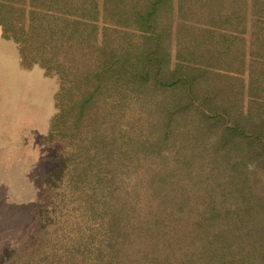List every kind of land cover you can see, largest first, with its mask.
Wrapping results in <instances>:
<instances>
[{
    "label": "trees",
    "instance_id": "obj_1",
    "mask_svg": "<svg viewBox=\"0 0 264 264\" xmlns=\"http://www.w3.org/2000/svg\"><path fill=\"white\" fill-rule=\"evenodd\" d=\"M0 27L63 146L0 264H264V0H0Z\"/></svg>",
    "mask_w": 264,
    "mask_h": 264
},
{
    "label": "rangeland",
    "instance_id": "obj_2",
    "mask_svg": "<svg viewBox=\"0 0 264 264\" xmlns=\"http://www.w3.org/2000/svg\"><path fill=\"white\" fill-rule=\"evenodd\" d=\"M58 91L57 78L22 67L0 27V258L3 248L24 250L39 229L41 189L63 147L47 142Z\"/></svg>",
    "mask_w": 264,
    "mask_h": 264
},
{
    "label": "crops",
    "instance_id": "obj_3",
    "mask_svg": "<svg viewBox=\"0 0 264 264\" xmlns=\"http://www.w3.org/2000/svg\"><path fill=\"white\" fill-rule=\"evenodd\" d=\"M4 249V248H3ZM3 249H2V251H3ZM1 254H2V252H1Z\"/></svg>",
    "mask_w": 264,
    "mask_h": 264
}]
</instances>
